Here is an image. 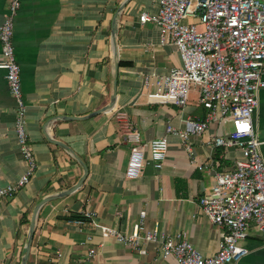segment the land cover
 <instances>
[{"label":"crops","instance_id":"0c3cea01","mask_svg":"<svg viewBox=\"0 0 264 264\" xmlns=\"http://www.w3.org/2000/svg\"><path fill=\"white\" fill-rule=\"evenodd\" d=\"M9 1L0 0V23ZM157 9L158 0H21L12 39L36 168L0 208V264L21 263L33 209L47 197L52 198L37 211L26 264H175L172 255H162L161 241L143 238V229V253L101 235L105 226L130 234L140 211H145L146 230L157 226L169 236L180 234L204 256L218 250L221 228L203 214L199 198L209 193L214 172L229 169L238 155L237 149L209 143L232 124L210 122L203 134L189 138L190 149L166 131L167 125L183 127L187 117L203 118L206 109L196 87L184 107L147 99L156 76L182 64L175 45L160 40L158 27L139 21L140 13ZM117 10L113 43L111 23ZM152 73L156 76L145 84L144 76ZM4 74L0 67L1 186L14 183L26 170ZM114 93L113 106L100 111ZM252 119L264 157V87ZM127 125L145 143L167 138L161 167L153 165L146 147L141 173L125 176L132 145L124 137ZM80 161L87 173L65 194L84 173ZM86 211L95 216H84ZM242 244L248 252L227 264H264V234L254 224Z\"/></svg>","mask_w":264,"mask_h":264},{"label":"built area","instance_id":"2783aa9c","mask_svg":"<svg viewBox=\"0 0 264 264\" xmlns=\"http://www.w3.org/2000/svg\"><path fill=\"white\" fill-rule=\"evenodd\" d=\"M21 0H10L0 23V67L15 104L14 131L19 150L26 161L25 172L14 182L0 185V208L20 187L26 184L36 168L32 147L26 132V103L21 88L20 65L13 45L14 19ZM197 17L199 25L188 20ZM140 22L154 23L162 42L175 45L182 64L165 76H144L145 84L153 80V90L147 93L151 103H169L184 107L192 87L198 91V101L206 109L203 118L187 117L181 128L167 125L168 133L177 135L190 149L188 140L203 134L212 121L228 120L232 129L214 135L213 147L237 149L227 170L215 171L208 194L199 198L203 214L221 228L218 250L204 256L187 239L172 237L157 226L144 228L145 211L130 234L111 227H101L103 237L145 252L139 245V231L145 230L147 241H161L163 256L172 255L175 264H227L237 262L248 250L242 244L250 223L264 234V157L263 140L253 124L252 115L258 105V91L264 87V0H158L154 13L142 12ZM125 139L131 142L125 176L137 177L144 165L145 148L155 167L165 158L168 141L165 136L142 142L139 131L131 125L125 129ZM202 169V165H198ZM93 218L95 213L86 211ZM93 249L89 253H93Z\"/></svg>","mask_w":264,"mask_h":264},{"label":"water","instance_id":"95a60500","mask_svg":"<svg viewBox=\"0 0 264 264\" xmlns=\"http://www.w3.org/2000/svg\"><path fill=\"white\" fill-rule=\"evenodd\" d=\"M127 1V0H126ZM123 5V4H122ZM122 5H120V7H118V10L122 7ZM118 10L117 12L115 13L113 19H112V23H111V37H112V40H113V43H115V34H116V17H117V14H118ZM114 98H115V93L112 95L111 97V102L104 108H101L100 111H103V110H107V109H110L112 106H113V101H114ZM81 165L83 166V170H84V173L81 177V179L76 183L74 184L72 187H70L66 192L65 194H68L69 192H71L72 190H74L75 188H77L81 182L83 181L86 173H87V168L85 166L84 163H82V161H80ZM52 197H47L45 199H42L36 206L35 208L33 209V212H32V215H31V218H30V222H29V227H28V231H27V236H26V241H25V244L22 248V259H21V263L20 264H26V261L28 259V256H29V249H30V245H31V241H32V238H33V233H34V227H35V220H36V217H37V211L39 209V206L47 201V200H50Z\"/></svg>","mask_w":264,"mask_h":264},{"label":"rangeland","instance_id":"374dc122","mask_svg":"<svg viewBox=\"0 0 264 264\" xmlns=\"http://www.w3.org/2000/svg\"><path fill=\"white\" fill-rule=\"evenodd\" d=\"M188 20L193 21L194 23L197 24L198 27H200V25H199V19H198L197 17H195V18H190V17H189Z\"/></svg>","mask_w":264,"mask_h":264},{"label":"trees","instance_id":"16d2710c","mask_svg":"<svg viewBox=\"0 0 264 264\" xmlns=\"http://www.w3.org/2000/svg\"><path fill=\"white\" fill-rule=\"evenodd\" d=\"M120 63V62H119ZM122 63V62H121Z\"/></svg>","mask_w":264,"mask_h":264}]
</instances>
